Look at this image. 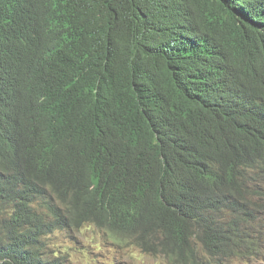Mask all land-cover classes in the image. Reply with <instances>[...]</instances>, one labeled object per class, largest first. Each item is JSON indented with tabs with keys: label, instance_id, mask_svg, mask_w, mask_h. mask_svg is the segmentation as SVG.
Here are the masks:
<instances>
[{
	"label": "trees",
	"instance_id": "16d2710c",
	"mask_svg": "<svg viewBox=\"0 0 264 264\" xmlns=\"http://www.w3.org/2000/svg\"><path fill=\"white\" fill-rule=\"evenodd\" d=\"M83 225L262 257L264 0H0V264H66Z\"/></svg>",
	"mask_w": 264,
	"mask_h": 264
},
{
	"label": "rangeland",
	"instance_id": "374dc122",
	"mask_svg": "<svg viewBox=\"0 0 264 264\" xmlns=\"http://www.w3.org/2000/svg\"><path fill=\"white\" fill-rule=\"evenodd\" d=\"M55 247L64 252L66 264H166L159 257L142 255L134 247H125L111 235L87 225L82 226L73 240L60 242ZM233 264L248 263L235 259ZM255 264H264V260Z\"/></svg>",
	"mask_w": 264,
	"mask_h": 264
},
{
	"label": "clouds",
	"instance_id": "9594fccd",
	"mask_svg": "<svg viewBox=\"0 0 264 264\" xmlns=\"http://www.w3.org/2000/svg\"><path fill=\"white\" fill-rule=\"evenodd\" d=\"M108 234V233H106ZM109 235V234H108ZM260 240H261V245H262V257H259L256 261H263L264 260V235H257ZM113 237V236H112ZM75 238V233L73 232V235L71 236V230H64V231H54L52 234H50L47 238V240L53 244H58L60 242H68V241H71ZM115 238L116 240H118L116 237H113ZM120 241V243L123 245V246H131V247H134L135 249H137L134 245L130 244L128 240H118ZM138 252L142 255H144L143 253L140 252L139 249H137ZM146 256V255H145ZM253 264H255V262ZM67 262V261H66Z\"/></svg>",
	"mask_w": 264,
	"mask_h": 264
}]
</instances>
